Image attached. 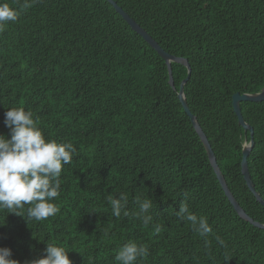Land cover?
<instances>
[{
  "label": "trees",
  "instance_id": "16d2710c",
  "mask_svg": "<svg viewBox=\"0 0 264 264\" xmlns=\"http://www.w3.org/2000/svg\"><path fill=\"white\" fill-rule=\"evenodd\" d=\"M169 53L188 58L185 94L245 211L264 223V205L244 180L251 132L239 124L233 95L264 87V0H115ZM20 14L0 27V134L12 107L30 110L47 139L77 149L61 174L60 211L28 221L0 211V247L26 264L47 243L73 264H115L132 241L149 249L138 264H264V228L242 218L226 195L178 91L188 68L165 59L108 0H0ZM254 128L249 170L264 199V101L241 103ZM128 196L119 218L107 196ZM149 198L159 234L134 218V197ZM206 216L210 248L176 217L181 203Z\"/></svg>",
  "mask_w": 264,
  "mask_h": 264
},
{
  "label": "clouds",
  "instance_id": "9594fccd",
  "mask_svg": "<svg viewBox=\"0 0 264 264\" xmlns=\"http://www.w3.org/2000/svg\"><path fill=\"white\" fill-rule=\"evenodd\" d=\"M37 0H24L20 10L32 7ZM20 12L9 3H0V27L15 22ZM40 121L33 117L32 111L12 107L5 112L4 124L10 130V138L0 134V211L15 213L28 221H44L54 217L59 206L53 201L60 196L61 174L65 165H70L77 149L71 142L58 143L45 138L38 127ZM111 213L119 218L123 212L129 216L126 207L129 203L125 193L119 197L107 196ZM136 210L134 218L145 226H151L154 233L162 231V225L153 223L149 214L153 202L149 198L134 197ZM176 217L189 224L192 231L204 238L205 248L211 247L208 237H214L220 247L227 249L225 240L213 232L206 216H197L190 211L189 205L182 202ZM65 247L47 243L43 258H36L26 264H73ZM11 250L0 247V264H19L11 258ZM149 256V249L143 244L126 242L114 257L115 264H138Z\"/></svg>",
  "mask_w": 264,
  "mask_h": 264
},
{
  "label": "water",
  "instance_id": "95a60500",
  "mask_svg": "<svg viewBox=\"0 0 264 264\" xmlns=\"http://www.w3.org/2000/svg\"><path fill=\"white\" fill-rule=\"evenodd\" d=\"M108 1L110 3H112L113 6L116 8V10L122 15L121 17L124 18L136 32H138L140 35H142L146 39V41L152 47H154L158 51V53L165 59L167 65H168V70H169V76H170L169 82L174 89H176V86H175L172 63L173 62L181 63L188 68V75H187V77H185L183 79V81L181 83L180 89L178 91V96H179L178 98L181 100L185 111L190 116V118L194 124V127L196 128L198 134L200 135L202 142H203V144L207 150L211 164H212V166H213V168H214V170L218 176L217 178L220 180L221 185H222L226 195L228 196L229 200L233 204L234 208L236 209V211L238 212V214L242 218L246 219L247 221H250L251 223H253L257 227L264 228L263 222L255 220L252 216H250L245 211V209L240 205V203L236 199L234 193L232 192V190L228 186V183H227L226 179L224 178L225 176H224V174L220 168V165L217 162L215 152H214V150L210 144L208 136L204 132V130H203L202 126L200 125L197 117L192 113V110L190 108V105L188 104L187 99H185V97H186L185 86L188 83V81L190 80L191 74H192V66H191L188 58L176 56V55H173V54L167 52L158 43V41L146 29H144L137 22V20H135L134 18H131V15L128 12H126L115 0H108ZM232 101H233L234 111L238 116L239 124L242 125L246 131H250L251 136H252L251 140L249 142L246 140L245 145H244V149H243V158H242L241 165H242V172H243V175L245 177L244 180L247 181L249 189L254 193L256 198L264 205V199L261 197V195L255 189L254 183L251 179L252 176H251V173L249 170V156H250V153L252 152V149L255 145V142L253 139L254 128H253V126L249 125V123L244 118L242 107H241L242 101H252V102L253 101L254 102L264 101V87L260 92H256V93H243L242 94V93L237 92L233 95Z\"/></svg>",
  "mask_w": 264,
  "mask_h": 264
}]
</instances>
